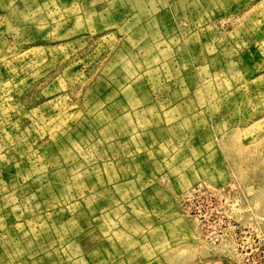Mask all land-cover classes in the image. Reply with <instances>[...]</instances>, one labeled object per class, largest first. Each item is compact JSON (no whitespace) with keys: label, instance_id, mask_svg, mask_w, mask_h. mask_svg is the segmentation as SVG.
Segmentation results:
<instances>
[{"label":"rangeland","instance_id":"1","mask_svg":"<svg viewBox=\"0 0 264 264\" xmlns=\"http://www.w3.org/2000/svg\"><path fill=\"white\" fill-rule=\"evenodd\" d=\"M0 264H264V0H0Z\"/></svg>","mask_w":264,"mask_h":264}]
</instances>
